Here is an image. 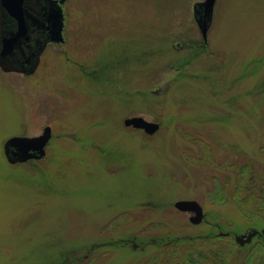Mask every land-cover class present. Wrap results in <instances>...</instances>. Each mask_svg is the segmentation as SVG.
<instances>
[{
    "label": "rangeland",
    "instance_id": "obj_1",
    "mask_svg": "<svg viewBox=\"0 0 264 264\" xmlns=\"http://www.w3.org/2000/svg\"><path fill=\"white\" fill-rule=\"evenodd\" d=\"M65 1L64 42L35 73L0 67V264H153L158 240L210 234L244 263L258 237H235L264 226L224 201L236 164L264 187V0H216L207 42L205 0ZM48 126L42 160H7L8 139Z\"/></svg>",
    "mask_w": 264,
    "mask_h": 264
},
{
    "label": "water",
    "instance_id": "obj_2",
    "mask_svg": "<svg viewBox=\"0 0 264 264\" xmlns=\"http://www.w3.org/2000/svg\"><path fill=\"white\" fill-rule=\"evenodd\" d=\"M52 13L49 15L51 25V41L55 43L64 42V12L62 5L65 0H54ZM216 0H205L194 5V17L200 29V32L207 42L208 31L213 21V14ZM8 12L18 24V30L11 33L10 36L3 37L1 32V21L5 18L4 13ZM33 10L28 7L25 0H0V67L5 72L20 71L14 68L7 59V53L15 49V45L19 42H30V30L32 24L30 19L33 18ZM30 65L37 67L39 61L35 59L29 61ZM125 126L135 129L144 130L147 134L152 135L158 131L160 125L158 123L149 122L143 117L128 118L124 122ZM52 136L50 127H46L42 135L38 137L15 136L8 139L4 145L5 155L11 164L25 163L32 159H42L46 155V146ZM176 208L183 212L194 213L190 218L194 224H199L204 218L203 209L196 201H180L176 203ZM258 234V231H250L244 235L235 237L236 242L240 246H244L250 242ZM264 235V229L261 231ZM223 235V234H221Z\"/></svg>",
    "mask_w": 264,
    "mask_h": 264
},
{
    "label": "trees",
    "instance_id": "obj_3",
    "mask_svg": "<svg viewBox=\"0 0 264 264\" xmlns=\"http://www.w3.org/2000/svg\"><path fill=\"white\" fill-rule=\"evenodd\" d=\"M239 172L238 187L225 199V203L236 205L240 214L247 219L260 220L264 226V187L259 186L256 170L250 163L235 165ZM242 173V175H241ZM158 240L162 254L153 256V264H235L236 244L224 242L220 235L210 234L208 238L191 239L189 236L170 237ZM223 242V243H222ZM223 245V246H222ZM256 252H250L241 264H258L262 258L263 246L258 244ZM234 261V263H233Z\"/></svg>",
    "mask_w": 264,
    "mask_h": 264
},
{
    "label": "flooded vegetation",
    "instance_id": "obj_4",
    "mask_svg": "<svg viewBox=\"0 0 264 264\" xmlns=\"http://www.w3.org/2000/svg\"><path fill=\"white\" fill-rule=\"evenodd\" d=\"M52 0H25L28 7L33 10L34 17L29 21L32 24L30 30V42H19L15 45L10 53H7V59L14 68H19L25 72L26 75L34 74V67L30 65L29 61L35 59L41 61L42 54L50 45L52 34L49 15L53 8ZM5 18L1 21V32L3 37L10 36L11 33L18 30V24L11 15L4 13ZM40 65V63H39ZM38 65V66H39ZM34 71V72H33ZM258 236V243L264 246V236Z\"/></svg>",
    "mask_w": 264,
    "mask_h": 264
}]
</instances>
